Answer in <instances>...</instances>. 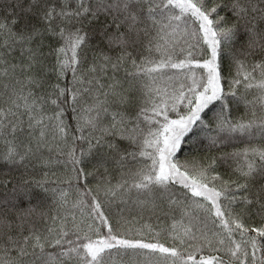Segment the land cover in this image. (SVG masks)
<instances>
[{"label":"snow or ice","instance_id":"6c2138e0","mask_svg":"<svg viewBox=\"0 0 264 264\" xmlns=\"http://www.w3.org/2000/svg\"><path fill=\"white\" fill-rule=\"evenodd\" d=\"M0 264H264V0H0Z\"/></svg>","mask_w":264,"mask_h":264}]
</instances>
